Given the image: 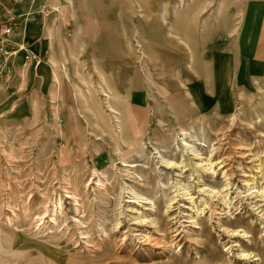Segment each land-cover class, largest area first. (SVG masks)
Masks as SVG:
<instances>
[{
  "label": "rangeland",
  "instance_id": "1",
  "mask_svg": "<svg viewBox=\"0 0 264 264\" xmlns=\"http://www.w3.org/2000/svg\"><path fill=\"white\" fill-rule=\"evenodd\" d=\"M23 11L41 61L0 78V264H264V71L229 35L264 33V0Z\"/></svg>",
  "mask_w": 264,
  "mask_h": 264
},
{
  "label": "built area",
  "instance_id": "2",
  "mask_svg": "<svg viewBox=\"0 0 264 264\" xmlns=\"http://www.w3.org/2000/svg\"><path fill=\"white\" fill-rule=\"evenodd\" d=\"M28 1L0 0V78L3 80H10L17 67L41 61L17 36L19 20L24 15L23 5Z\"/></svg>",
  "mask_w": 264,
  "mask_h": 264
},
{
  "label": "crops",
  "instance_id": "3",
  "mask_svg": "<svg viewBox=\"0 0 264 264\" xmlns=\"http://www.w3.org/2000/svg\"><path fill=\"white\" fill-rule=\"evenodd\" d=\"M24 7H25V10H27V11L32 9L29 5L24 6ZM100 19L103 20V19H106V17H102ZM96 26H97L96 24H92V25L87 24L85 26V28H82L81 30L78 29V31H81V32H79L80 33L79 35L95 36L96 33L91 32L90 30H93V29L95 30ZM235 34H236V37L234 39V43H235L234 46H236V48L232 49L233 50L232 55L235 54V59L233 60L234 66L237 65L239 67L238 71L243 69L244 67L242 66V57H244L245 62H246V60L248 61L251 58V56L254 54L253 65H254V67L257 68L256 69L257 72L261 71V73H262L264 71V33H256V32L251 33V32H249V33L245 34L243 32V34H241V33H234L232 31L229 35L233 36ZM244 41L250 43L249 48L242 46V44L240 42H244ZM251 45H254V46L251 47ZM239 55L241 56V58L239 57ZM25 68H27V67H25ZM215 69H216V75H217L218 68H215ZM22 70L24 72L28 71V69H24V68ZM238 75L240 76L239 72H238ZM237 81H238V78L235 80V82H237ZM235 82H234V86H235V84H237ZM166 99L168 100V96H166ZM171 99H174L173 101L171 100V104H173V106L176 108V111L178 112V114L179 115L183 114L184 113L183 110L187 107L186 102H185V98L183 97V93H181V92L175 93Z\"/></svg>",
  "mask_w": 264,
  "mask_h": 264
},
{
  "label": "bare ground",
  "instance_id": "4",
  "mask_svg": "<svg viewBox=\"0 0 264 264\" xmlns=\"http://www.w3.org/2000/svg\"><path fill=\"white\" fill-rule=\"evenodd\" d=\"M46 36H48V37H50V39H51V36H52V29L50 28V27H47V29H46ZM65 50V49H64ZM54 76L57 78V76H56V73H54ZM107 96H108V94H107ZM108 107H110V110L113 112V113H117V111L115 110V108L112 106V105H110L109 104V106ZM117 117V116H116ZM121 119V118H120ZM133 118L131 117V120H132ZM131 120H130V122H131ZM122 124V121H121V123H120V126H119V128L120 129H125V124H123V125H121ZM138 126V129L136 128V126L135 125H132V130H131V132L133 133V140L135 139V136H138V134L142 131L141 129H142V127L140 126V125H137ZM181 131H182V135H184L183 137H188L187 135V131L185 130V129H181ZM183 143V147L184 148H186V147H188L187 146V141H184V142H182ZM190 147V146H189ZM167 162H169V161H167ZM173 163V162H172ZM172 163H169V165H171Z\"/></svg>",
  "mask_w": 264,
  "mask_h": 264
}]
</instances>
